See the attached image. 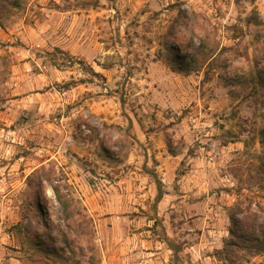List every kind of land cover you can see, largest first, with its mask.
<instances>
[{"label": "rangeland", "instance_id": "1", "mask_svg": "<svg viewBox=\"0 0 264 264\" xmlns=\"http://www.w3.org/2000/svg\"><path fill=\"white\" fill-rule=\"evenodd\" d=\"M263 129L264 0L7 3L0 264H104L161 223L173 264H264Z\"/></svg>", "mask_w": 264, "mask_h": 264}, {"label": "crops", "instance_id": "2", "mask_svg": "<svg viewBox=\"0 0 264 264\" xmlns=\"http://www.w3.org/2000/svg\"><path fill=\"white\" fill-rule=\"evenodd\" d=\"M166 188V193L159 202L161 207L165 202L183 196L171 192L169 186ZM157 215H161V213L157 212ZM14 216H18V214ZM112 245L114 250L112 254H108L104 264H173L171 260L172 250L167 244L161 239L143 235V231L123 233V236L117 239L115 243L112 242ZM191 248L195 252L199 251L198 245H192ZM135 258L139 259L137 261L132 260Z\"/></svg>", "mask_w": 264, "mask_h": 264}, {"label": "trees", "instance_id": "3", "mask_svg": "<svg viewBox=\"0 0 264 264\" xmlns=\"http://www.w3.org/2000/svg\"><path fill=\"white\" fill-rule=\"evenodd\" d=\"M7 3H10L12 6H18L20 4V0H12V1H10V0H0V10H2V8H4L7 5ZM173 56H174L175 59H179V53L177 51H175L174 49H173ZM52 60H53L54 64L57 65L58 67H61V66L66 67L67 66V65L66 66L62 65V63H60L56 59L55 55H52ZM84 81L82 80L81 82H84ZM74 82H78V81L68 82L67 84L69 86L71 84H74ZM262 135H263L262 140L264 141V129L262 131ZM29 184H32V183L29 181ZM53 189H54V192H55V194L57 196V199L63 205V208L65 210V213H66L65 220L67 221V226L72 228L73 225L76 224L75 223L76 222V218L74 216L81 213L80 209L76 208V207H73L72 202L70 201V199H68L63 194V192L61 191V188H60L59 185H54L53 184ZM165 193H166V190L163 189V187L161 186L160 183L159 184L157 183V194H156V197H155L156 205L160 202V200L162 199V197L164 196ZM36 194H37V196L39 198H41L43 196L44 188H43V184L42 183L37 188ZM160 226H161V228L158 231L159 239L163 240L167 244V246L172 250V252L174 254H178V252L183 249L182 244L179 243V241L175 240L172 236L169 235V233L167 232L166 227L164 226V224L161 223ZM231 232L234 234L235 231L231 230Z\"/></svg>", "mask_w": 264, "mask_h": 264}, {"label": "built area", "instance_id": "4", "mask_svg": "<svg viewBox=\"0 0 264 264\" xmlns=\"http://www.w3.org/2000/svg\"><path fill=\"white\" fill-rule=\"evenodd\" d=\"M4 209L6 210V212H9V210L11 209V205L9 204H5V206H4Z\"/></svg>", "mask_w": 264, "mask_h": 264}]
</instances>
